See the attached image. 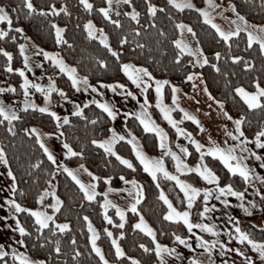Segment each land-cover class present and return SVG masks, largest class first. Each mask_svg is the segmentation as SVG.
Instances as JSON below:
<instances>
[{"label": "snow or ice", "instance_id": "6c2138e0", "mask_svg": "<svg viewBox=\"0 0 264 264\" xmlns=\"http://www.w3.org/2000/svg\"><path fill=\"white\" fill-rule=\"evenodd\" d=\"M77 3L87 13L99 14L106 24L97 25L92 19H87L82 24V29L86 38L98 42L103 47L99 54L91 56L90 61H94V67L102 70L109 68L110 61L115 62L117 69L123 73L127 80L135 85L143 100L136 110L124 111L119 105L110 102L107 99H99L93 96L92 99H86L83 103H77L68 94V89L59 86L58 80L66 76L68 87L75 92L98 93L100 97L105 95L102 89H110L113 93L118 90H124L121 94L125 99L135 98L137 92L133 91L129 84L120 79L113 78L111 81L100 77L92 83V72L94 67L85 69L77 63H69L62 54L65 47L71 50L74 43L69 39L68 25L58 22V17L64 15L71 17L72 12L68 0H45L42 6L34 0H21L20 4L10 7L7 4L0 3V22L5 26L0 27V40L18 41L22 37L25 42H17L16 48L20 57H22V66H13V51L0 46V54L3 55L5 63L3 67L9 73H18L22 78L19 85L8 84L6 87H0V93L16 94L18 90L21 95L17 96V102H6L0 98V128H3V137H0V165L4 166L7 177L10 178L8 191L11 195L3 197V206L8 209V214L3 217L4 221L12 222L0 224V228L11 230L10 240L0 242V264H69L71 257L72 264H81V258L85 255L78 245L76 235L72 234L67 240L65 251V241L62 239L65 235L72 232V224L68 219H59L65 206V199L58 194L59 181L56 179L61 173L66 174L74 182L77 191L81 195L80 203L96 201L103 212V219L109 223L115 224L113 216L109 214V209L115 210V215L119 217L118 228L121 229L118 234L110 228L104 227L103 233L110 238L111 244L109 251H112L113 259H109L105 250L98 243L101 236V230H98L88 215H83L82 221L87 228V241L89 242V251L87 256L92 257L96 264H125L121 258H126L127 264H145L138 256L129 255L121 244V238L126 236L123 230L125 227L126 213L130 209L132 213L138 215V219L132 225L134 230L144 233L150 238L148 243L140 242L133 244L134 248L142 250L143 253L151 254V264H183L184 256L177 249V244L185 246L191 250L187 256L189 264H217L215 249L219 248V255L225 257L229 252L235 253L239 258V264H264V238H256L252 233L242 227L239 217L229 215L224 212L227 224L231 227H221L215 219H209L211 212L219 206L211 204L213 196L217 201H221L223 206L232 203L229 196L239 198V207L245 213L251 214L253 208H262L255 199L249 200L246 196V187L237 188L233 183V178L239 176L243 185L251 186L256 195L264 201V191L257 187V182L264 186V175L257 172L249 163V157L259 162V167L264 169V120L260 121L254 132L251 134L245 131L244 125L251 123L248 120L247 111L234 116L226 107L224 98H217L209 88L208 82L204 79V73L197 71L196 66L201 68L209 66L215 73L222 74L226 78L225 88L230 89L229 95L239 97L246 106V110H260L264 112V82L261 77L250 80L251 87L243 83H236L232 87V81L227 79L229 75L236 73L222 70L221 61L230 62L233 65H241L242 69L250 72L255 68V58L248 55L233 54L234 50L239 49V44L234 40L243 35L245 50L256 48L261 59L264 60V22L253 23L243 15L235 3L229 0V7L233 16L225 17L229 27L225 28L213 18V9L220 5L215 0H204L203 6H198L193 0H166V3H155L153 0H143V12L139 9L134 0H103L100 6L94 3V0H77ZM264 6V0H260ZM115 4V6H114ZM122 5L127 8L122 10ZM182 12L185 9L194 10L198 18L214 30L215 35L225 45L223 50H217L209 55L201 46L200 39L192 24L185 23L184 20H177L173 16V11ZM166 13L167 17L173 22L174 29L179 31L174 39L170 40L172 47V62L184 68L185 64L191 65L192 70H185L183 80L192 82V87L198 89L214 102L216 105L217 116H220L222 124V136L220 139L214 138L207 132L205 125L200 118L182 106L179 93L182 91L180 85L168 78H160L154 74V71L147 63H138L134 60L125 59V49L131 45V49L137 53H143L145 49L151 53L148 38L155 37L157 46L161 45L162 40L168 37V33L158 23V14ZM21 14L25 17H42L49 26V33L52 35L55 45L54 50L42 47L38 43L32 44L35 51H31L27 41L30 36L25 35L23 26L16 23ZM222 15L221 13H216ZM146 21V22H142ZM106 25H111L115 30L116 46L113 45L110 33L106 31ZM76 27H81L77 24ZM188 33L194 40V45L184 38ZM161 52L167 53L168 49L161 47ZM187 54V56H186ZM31 57H40L43 59L33 61ZM151 54L147 56L148 61L154 60ZM44 61H49L54 66L53 72L47 70L41 73L38 79H31L27 74L29 71L35 76L37 67L43 69ZM159 63V61H157ZM264 69V64L261 65ZM46 77V82H44ZM200 81L197 85L196 81ZM165 86L170 88V103H165ZM155 89V107L159 109L160 114L169 125L175 130L176 137H186L190 144L186 145L179 140L175 143V150L169 142V133L157 123L149 110L152 101L149 99V91ZM43 94L44 103H37L33 97V91ZM187 95V93H185ZM71 101L72 110L62 114L52 106ZM96 106L98 111L89 117L86 114V108ZM29 109L38 110L40 113L49 114L54 121V131H44L35 124L17 128L18 123H23L25 117L22 112L27 113ZM174 109L182 113L181 119L193 121L198 126V130L205 134L206 142H201L196 138L188 128L180 126L173 116ZM123 113L125 131H118L111 125L110 121L116 120ZM80 118L90 125H97L102 121H108V126L101 129L100 133L94 134L89 143L102 149L105 154L114 156L121 165L128 169L135 170L137 165L134 159L139 161V165L150 179L155 183L158 189V198L166 205V210L162 213L163 222H176L178 227H174L166 233L163 228L158 232L156 227L145 218L140 207L141 201L145 199V185L135 176L128 178L123 172L119 174L123 187H113V177L111 175L100 176L92 171L85 163H78L75 167L70 166L64 159H59L53 149L50 147L47 138L59 137L62 140V156L84 158V145H80L77 150L66 138L65 127L72 125L70 118ZM137 121L143 127L144 132L153 133L158 141V147L161 150L159 155H150L143 148L140 139L128 127L129 118ZM108 134L105 135L104 133ZM22 133L25 137L31 138L33 149L37 150L39 155L34 161L28 163V171L32 170L44 174V183L40 185L32 195V205L27 203L29 190L20 186L17 177V171L13 168L12 159L9 151L17 143L16 137ZM118 141H127L131 145V152L134 158L122 155L116 150ZM254 145V147L252 146ZM194 146V149H191ZM197 154L194 163H189L187 157ZM218 159L223 168L231 177L225 180L208 163L206 157ZM166 157H171L174 162V171L166 166ZM15 159L19 161V156ZM45 160L48 167H44ZM86 173L87 180L82 179L81 174ZM194 173L201 183L191 179L182 178L180 174ZM161 176L175 182L176 199L178 204L173 203V199L161 187ZM30 179L39 184L40 178L30 175ZM104 182L103 192L98 191V185ZM2 191V189H0ZM110 193H126L124 200L126 207L110 198ZM182 193V195H181ZM103 197V199H98ZM200 198V199H198ZM71 199V197H69ZM264 232V225L259 226ZM199 229L200 231H196ZM83 230V229H82ZM210 234L211 238H206L204 234ZM222 234L227 235V241L238 242L239 246L233 247L230 243L222 239ZM159 236H170L168 243H163L158 239ZM28 238H34L30 244ZM194 244L202 249L197 252ZM39 246L40 249H47L43 255H35L30 252L31 248ZM88 246V245H86ZM114 250V251H113ZM204 257V258H202ZM170 258H175L174 261ZM220 264H237L236 259H221Z\"/></svg>", "mask_w": 264, "mask_h": 264}, {"label": "trees", "instance_id": "16d2710c", "mask_svg": "<svg viewBox=\"0 0 264 264\" xmlns=\"http://www.w3.org/2000/svg\"><path fill=\"white\" fill-rule=\"evenodd\" d=\"M198 6H201L204 0H193ZM221 2H226L229 0H216ZM21 0H0V3L7 4L10 7H15L20 4ZM38 5L42 6L45 0H34ZM62 0H57V3H61ZM103 0H94V3L97 6L102 4ZM137 3L139 9L143 12V0H134ZM155 3H166V0H153ZM232 3L237 5L238 10L245 15L249 21L254 23L264 22V6L261 5L260 0H231ZM70 5V10L72 12V16L66 17L61 15L58 17V22L68 25L67 35L69 39H71L74 43V47L71 50H68L66 47L62 50V54L65 55V58L70 63H77L82 65L85 69L89 67H94V61H90L91 56L94 54H99L103 51V47L98 45V42L94 40H89L86 38V34L82 29V24L87 19L91 18L97 25L106 24L103 18L97 13H87L82 7H80L77 3V0H68ZM115 6V5H114ZM122 10L127 8L126 5H122ZM173 11V16L177 18V20H184L189 24H192L194 29L196 30L197 36L200 39L201 46L205 49V52L211 55L212 52L217 50H223L225 45L220 41V38L215 35L214 30L211 29L209 25H207L202 18H198V15L194 10L185 9L182 12ZM14 15V25L19 23V25L23 26L25 29V35L30 36L31 40L34 43L40 44L42 47L55 49V45L53 42L52 35L49 33V26L47 21L42 17H25L21 14V18L19 21L15 20ZM146 22V21H142ZM158 23L161 27L165 29L168 33V37L162 40L161 45L157 46L155 43V37L148 38L149 46L151 47V53L148 52V49H145L143 53H137L136 50L131 49V45H129L125 49V59L126 60H134L138 63H147L149 67L154 71V74L160 78H168L173 82L179 84L184 89L190 88L189 81L183 80V76L185 74V70H192L191 65L185 64L184 68L181 69L179 66L175 65L172 62V45L170 44V40L174 39L177 35H179V31L174 29L173 22L167 17L166 13L158 14ZM79 24L81 27H76ZM5 26L3 22H0V27ZM106 31L110 33L112 37L113 45L116 46L115 40V30L111 27V25H106ZM18 41L22 42L23 38L19 37L17 33ZM187 37L191 43L194 44V40L190 34L187 33ZM11 40H0V46L6 47L8 50L13 51V66L18 67L22 64V57H20L18 53V49L16 48V43ZM239 44V49L234 50L233 54L240 55H248L255 58V68L250 72H246L242 69L241 65H233L227 61H221L222 70H226L231 72H235L236 75L232 76L231 74L227 79L232 81V87L235 86L236 83H243L247 87H251L250 80L256 77H261L262 82H264V69L261 68V65L264 64V60L261 59L258 54L256 48L245 50L244 38L243 35L241 38L234 40V49L235 44ZM161 47L167 48L168 52H161ZM151 54L155 57L154 60L148 61L147 56ZM187 56V54H186ZM5 59L2 54H0V80L4 83H11L13 85H19L20 76L18 73H9L3 67L5 63ZM159 61V63H157ZM54 66L47 65L46 69H51L53 71ZM197 71H202L204 73V79L208 82L210 90L213 92L217 98H224L226 100L225 107L234 115L237 116L243 111H247L248 120L251 123H246L244 125L245 131L249 134L255 131L257 124L264 120V112L260 110H246V106L239 99V97H233L229 95L230 89L225 88L226 78L222 74L215 73L213 69L209 66H204L201 68L200 66H196ZM92 83L96 82L97 78L104 77L105 79L111 81L113 78L120 79L122 82H126L129 84V87H133L130 81L127 80V77L123 75L117 69L116 63L110 61L109 68L106 70H102L98 67H94V71L92 72ZM58 84L62 87L68 89V94L71 95L74 93V90L68 87V80L66 76H62L58 80ZM165 102L170 103V88L169 86H165ZM21 95V92L18 90L16 94L11 92L4 94L5 97H16ZM37 98L40 99L41 95L36 94ZM149 99L152 101V106L149 109L156 119L157 123H160L162 127L169 133V142L171 145L174 144L175 141V133L174 130L165 122V120L160 115L158 109L155 107L153 101L152 91H149ZM86 114L91 117V114L98 111L96 106H89L86 108ZM25 119L24 122L18 123L17 128H21L24 126H28L31 124H35L38 127L46 130V131H54V121L51 119L49 114L40 113L38 110L29 109L27 113H21ZM173 115L178 118L182 125L195 133L197 131V125L193 121H189L186 119H181L182 115L176 109L173 111ZM73 124L65 127L66 138L69 140L73 146L80 150V145H84V158L81 161L79 158L73 157H65L64 160L69 165H75L78 163H85L92 171L97 172L98 175H111L113 177L112 186L118 187L123 182L119 179V174L123 172L126 177L131 178L135 176L145 185V199L141 201L140 207L141 211L144 213L145 218L156 227L158 232L163 228V230L168 233L174 227H178V223L176 222H163L162 221V213L166 210V205L163 204L162 201L158 198V189L155 187V183L150 179V176L145 173L142 169V166L139 165V161L134 159V163L137 165L135 170L128 169L127 166L121 165L119 161L116 160L114 156L109 154H105L102 149H98L96 146H92L88 141L91 140L94 134L100 133L101 129H104L108 126V121H102L97 125L93 126L88 124L86 121L80 118H72ZM111 123V121H110ZM128 127L132 129V131L139 137L143 148L149 153H156L157 151V140L153 133L144 132L141 125L138 124L137 121H134L131 117L126 122ZM105 135L108 133L105 132ZM3 128H0V137H3ZM17 143L13 146V148L9 151V156L12 159L13 168L17 171V177L20 181V186L25 187L29 190V194L27 196V203L32 205V195L31 193L35 192L36 189L44 183V174L42 172H38L36 170H32L30 174L28 171V163L30 160L34 161L37 155H39L38 151L33 149L31 138L25 137L22 133H18L16 137ZM190 142L187 144L189 145ZM194 146H191L192 150ZM116 150L120 152L122 155H125L129 158H134V153L131 152V146L127 143V141H118ZM16 156H19V161L15 159ZM197 154L193 153V155L187 157L188 162H193L196 160ZM210 166H212L215 170L219 172L222 178L227 180L231 177V174L227 173L223 168L221 162L216 158L206 157ZM166 165L170 170L173 169L172 162L169 157H166ZM44 167H48V162L45 160L43 165ZM30 175H35L40 178L39 184L34 183L30 179ZM185 179H191L197 183H201L198 180L197 174L188 173L181 176ZM59 181L58 184V194L65 199V206L61 214H59V219L64 220L68 219L72 224V232L62 237L65 241V251L67 248V240L70 238L72 234L76 235L78 240V245L81 248V251L85 253V255L81 258V264H96V261L87 256V252L89 251V242L87 241V228L85 223L82 221L83 215H88L92 220L94 226L101 230V236L98 240V243L105 250L106 255L109 259H113L112 251L110 249V238L107 237L106 233H103V228L108 227L114 233L118 234L121 230L118 228L119 217L115 215V210L110 208L109 214L113 216V220L115 224L109 223L103 219V212L100 209V206L96 201L91 203L85 202L84 204L80 203L81 195L77 191L74 182L71 181L70 178L66 176V174L61 173L57 178ZM161 187L165 190L169 197L173 199L174 204H178L179 201L176 197L175 183L171 180H168L161 176ZM233 183L237 188L243 187V182L239 176H235L233 178ZM107 185L104 182H101L98 185V191L102 192V190ZM182 195V193H181ZM71 197V199H69ZM98 199H103V197H98ZM200 199V198H198ZM126 221L124 231L126 232V236L121 238V244L128 252L129 255H135L140 257L145 264H151V259L154 257L149 253H143L142 250L138 248H134L133 244H139L140 242L148 243L150 238L147 237L146 234L139 232V230H134L132 225L135 223V220L138 219V215L136 213H132L131 210H128L126 213ZM240 223L242 227L248 229L253 236L256 238H264V232L261 231L260 227L255 226L249 220L239 217ZM83 229V230H82ZM29 243L31 244L34 241V238H28ZM158 239L163 243H168L170 241V236H159ZM88 245V246H86ZM47 251V249H40L39 246L36 248H31L30 252L35 255H43V253ZM114 251V250H113ZM204 258V257H202ZM122 261L126 262V258H121ZM69 264H72L71 257H69Z\"/></svg>", "mask_w": 264, "mask_h": 264}, {"label": "crops", "instance_id": "0c3cea01", "mask_svg": "<svg viewBox=\"0 0 264 264\" xmlns=\"http://www.w3.org/2000/svg\"><path fill=\"white\" fill-rule=\"evenodd\" d=\"M180 88L182 91L179 93V96H180V102H181L182 106L183 107H185L187 105L188 106L189 105L194 106L197 110L196 112L199 113L198 117L200 118L201 122L205 125L207 132L210 133L214 138L220 139L222 136V124H221L222 118L220 116H217L216 105L214 104V102L212 100H210V98H208L209 99L208 100L204 95H203V100H199L195 96L194 97L191 96V94L193 93L192 84L190 85L189 89H184L181 86H180ZM132 89H133V91L137 92V96L135 98L125 99L124 95L121 94L124 90H118L117 92L113 93L110 89H102V91L105 92V95L103 97H100L98 93L93 94L90 91L89 93L80 92L73 99H75L77 101V103H83L84 100L92 99L93 96H95L96 98L107 99L110 102L119 105V107L123 108L124 111L126 112L127 110H136L139 107L140 102H142V100H143V95L140 94L138 88L135 85H133ZM150 90L152 91L153 101L155 103V89L153 87ZM74 93H75V91H74ZM185 93H187V95H185ZM73 94H71V95H73ZM170 101H171V97H170ZM54 105H58V104L54 103ZM71 110H72L71 101L67 102L65 107H58L57 108V111L61 112L62 114H65ZM160 115L162 116V114H160ZM165 122L167 123V121H165ZM124 123L125 122L123 121V113H121L117 117L116 120L111 121V125L115 126L118 131H125ZM169 126L172 128L171 125H169ZM180 126H183V125L180 123ZM42 130H44V129H42ZM44 131H46V130H44ZM174 133H175V130H174ZM194 135L196 138L200 139L202 143L206 142V136H205V134L201 133L198 130V126H197V131L194 133ZM177 140H179L181 143H184L186 145L190 142L186 137H176V135H175V141H174V144L172 145L174 149H175V143ZM47 141H48L50 147L55 152V154L58 156V158L64 159L65 157L62 156V147H63L62 140L59 137H55V138L49 137V138H47ZM252 146L254 147V145H252ZM175 150L179 151L178 149H175ZM160 153H161V150L158 147V141H157L156 153H149V154L150 155H159ZM194 162L195 161L189 162V163L191 164ZM248 163L252 167H254V169L257 172H260L262 175H264V169L259 167L258 161H255L253 158L249 157ZM173 164H174V162H173ZM76 165L77 164L70 165V166L75 167ZM185 174H188V173H183L180 175L182 176ZM81 177L84 180L88 179V176L86 173H82ZM10 182H11L10 178L7 177L4 166L0 165V189H2V191H0V222H1V224L12 222V220L4 221L2 218V214L4 215L8 211V209L3 206V197L6 195H11V193L8 191V187L10 185ZM118 187H123V183ZM243 187L247 188L246 196L249 200L255 199L257 204H261L262 207H264V201L261 200V197H259L258 195L255 194V192L253 191L251 186L244 185ZM257 187H260L261 191H264V186L260 185L259 182H257ZM104 189L102 190V192L104 191ZM126 195H127L126 193H110V198L113 199L114 202L120 204L121 207H126V201L124 200V196H126ZM228 199H230L232 201V203L228 206H223L222 202L217 201L215 199V197L213 196L210 203L216 204L219 207L211 212V215L209 218H205V222H208L209 219H215L217 221V223L219 224V226L231 227L230 225L227 224V220L223 214L224 212H227L231 216L245 218L257 227H259L260 225H264V210H262V208H253L252 213L248 214V213H245L243 211V209H241L239 207V204H240L239 198L229 196ZM196 231H200V230L197 229ZM11 235H12L11 230H5L3 228H0V236H1L0 242L9 241ZM204 235L206 236V238H211L210 234L205 233ZM221 238L224 239L225 241H227V235L226 234H222ZM227 242L230 243L233 247L239 246L238 242H235V241H227ZM194 247L197 249V252L202 251V249L197 247L195 244H194ZM177 249L184 256L183 264H189V262L187 260V256L189 254H191V250H189L185 246L179 245V244H177ZM214 251L216 253V256L214 258L216 259L217 264H220L221 259H229V260L236 259L237 264H239V258L236 256L235 253L229 252L225 257H221L219 255V252H220L219 248L215 249ZM174 259L175 258H170V260H173V261H174Z\"/></svg>", "mask_w": 264, "mask_h": 264}, {"label": "rangeland", "instance_id": "374dc122", "mask_svg": "<svg viewBox=\"0 0 264 264\" xmlns=\"http://www.w3.org/2000/svg\"><path fill=\"white\" fill-rule=\"evenodd\" d=\"M194 2V1H193ZM215 3L216 4H218V5H220V7L219 8H214L213 9V18L218 22V23H220L223 27H225V28H228L229 27V24H228V22H227V20L225 19V17H230V16H233L234 14L232 13V10H231V8L229 7V1H226V2H221V1H216L215 0ZM115 5V4H114ZM204 5V2H203V4L201 5V6H203ZM222 12V15H217L216 13H221ZM89 19H91V18H89ZM93 20V19H92ZM185 23H188V22H186V21H184ZM254 23V22H253ZM184 38L186 39V40H188V42L189 43H191L190 41H189V39H188V37H187V33L185 32V34H184ZM22 42H25L24 40H22ZM27 43H28V45H29V48H30V50L31 51H35V49H33L31 46H32V44H33V41L32 40H30V41H27ZM193 44V43H192ZM194 45V44H193ZM45 48V47H44ZM47 49H49V48H47ZM49 50H54V49H49ZM30 59L31 60H33L34 62L35 61H37V60H40V59H43V57L42 56H40V57H31L30 56ZM70 63V62H69ZM47 65H51L50 64V62L49 61H44V68L43 69H41V68H39V67H37L36 69H35V76H33L32 75V72L31 71H29L27 74L29 75V77L31 78V79H38L40 76H41V73L42 72H44L45 70H47V72L50 74V73H52L53 71L51 70V69H46V66ZM20 66H22V64L20 65ZM20 66H18V67H20ZM51 66H53V65H51ZM197 66H199V65H197ZM21 77H20V81H21ZM44 82H46V77H45V80H44ZM189 83H191L192 84V82H189ZM196 83H197V85H200V81L199 80H197L196 81ZM8 84H11V83H4L3 81H1L0 80V87H6ZM190 84V85H191ZM59 86H61L60 84H59ZM33 91V97L35 98V100H36V102L37 103H40V104H42V103H44V101H43V94L42 93H40V92H38V91H35V90H32ZM80 92H75L73 95H71V97L72 98H75V96H77V94H79ZM36 94H40L41 95V98L40 99H38L37 98V96H36ZM203 95L208 99L209 97L207 96V94H205V93H203L202 91H200V90H198V89H194L193 88V93L191 94V96H195L197 99H199V100H203ZM0 98H3L6 102H12V103H16L17 102V99H16V97H5L4 96V93H0ZM205 100V99H204ZM209 100V99H208ZM211 100V99H210ZM67 102H69V101H67ZM67 102H64V103H61V104H58V105H52L53 107H54V109L57 111V108L58 107H65L66 106V104H67ZM205 102V101H204ZM165 103H168V102H165ZM155 104V103H154ZM185 108H187V109H189V111L191 112V113H193V114H196L197 116L199 115V113L198 112H196L197 110H196V108L194 107V106H191V105H187V106H185ZM174 110H176V109H174ZM178 110V109H177ZM159 111V110H158ZM179 111V110H178ZM61 113V112H60ZM180 113V112H179ZM181 115H182V113H181ZM174 116V115H173ZM175 117V116H174ZM176 118V117H175ZM178 121H180L178 118H176ZM180 123H181V121H180ZM182 124V123H181ZM170 158V160H171V157H169ZM61 159V158H60ZM171 162H172V165H173V169L172 170H174V164H173V161L171 160ZM167 166V165H166ZM175 183V182H174ZM8 214V211L6 212V214H2V218L5 216V215H7ZM11 219H9V221H10ZM0 224H1V222H0ZM0 238H1V236H0Z\"/></svg>", "mask_w": 264, "mask_h": 264}]
</instances>
